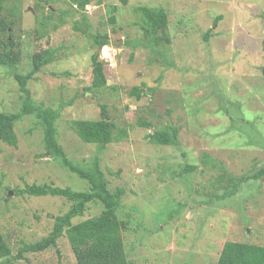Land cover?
<instances>
[{
  "label": "rangeland",
  "instance_id": "374dc122",
  "mask_svg": "<svg viewBox=\"0 0 264 264\" xmlns=\"http://www.w3.org/2000/svg\"><path fill=\"white\" fill-rule=\"evenodd\" d=\"M43 1L4 0L0 23L14 21L15 27L1 32L0 42L10 38L20 60L0 66V112L21 111L23 93L14 76L30 73L35 53L52 51V61L28 82L31 98L52 110L63 106L56 126L68 157L86 167L98 157L110 190L125 191L118 215L131 227L126 241L133 264H217L228 241L264 246V178L244 182L223 201L216 198L223 186L214 182L226 173L252 175L264 165V0H93L85 14L65 0ZM143 6L165 9L169 42L147 46L136 13ZM49 10L54 18L42 29ZM61 11L69 12L61 18L65 24ZM96 34H107L110 44L98 49L89 38ZM93 55L104 63L108 81L98 91L88 90ZM134 88L143 90L140 99L131 94ZM103 105L116 136L127 135L100 149L84 143L71 123L99 120ZM165 124L178 129V147L148 140ZM15 130L17 147L0 143V232L12 257L47 237L54 218L71 208L62 197L14 191L32 184L91 189L49 157L35 116L24 117ZM187 165L196 170L186 175ZM102 209L91 203L73 223ZM57 244L11 264H76L66 237Z\"/></svg>",
  "mask_w": 264,
  "mask_h": 264
},
{
  "label": "trees",
  "instance_id": "16d2710c",
  "mask_svg": "<svg viewBox=\"0 0 264 264\" xmlns=\"http://www.w3.org/2000/svg\"><path fill=\"white\" fill-rule=\"evenodd\" d=\"M51 0H44L50 3ZM61 1V0H59ZM70 9H75L83 14L86 13V7L93 0H65ZM4 0H0V12L3 10ZM42 3V2H41ZM58 13V12H57ZM136 13L140 17L138 25L149 37L147 46H158L164 38L170 41L167 33L169 26V17L165 9L161 7H137ZM68 11H61L58 16L67 17ZM54 18V12L49 10L48 16L40 23L42 29H47L49 21ZM84 21L86 17L83 18ZM112 20V19H111ZM219 20V18H218ZM61 24H65L61 19ZM216 25V23H215ZM9 27H15L14 21L4 20L0 23V33H9ZM57 26L54 30H57ZM86 33V32H84ZM208 35L204 36V40L208 41ZM89 38L97 46L102 49L110 44V38L107 34H96ZM15 43L6 38L0 42V66H15L19 63L20 55L15 51ZM53 53L50 50H44L35 53L32 56V69L29 74H16L15 80L19 85L20 91L23 93V106L19 113L5 114L0 112V143L11 147L18 146V136L15 130L16 123L26 116L33 115L38 120L44 131V147L45 151L52 159L56 160L62 168L70 171L82 180L89 182L91 189L88 192H76L70 188H61L55 185H26L22 190L14 191L15 195L30 197H62L71 203L70 210L60 216L54 218L53 228L50 234L42 240L33 244H24L18 251L16 256L12 257V250L7 243L5 237L0 232V264L5 261L11 264L12 260H24L25 253H41L51 248H57L58 240L66 237L76 264H133L127 251L126 233L130 231L129 222L120 219L118 212L122 206V200L125 195L123 189H116L114 192L110 190L109 183L106 180L105 173L101 169L100 160L96 157L89 167L74 163L67 155L58 141V131L56 123L60 117L63 106L57 110L46 108L44 105L36 104L31 98V92L28 89V82L33 79L34 75L47 66L52 61ZM108 86L105 73V65L99 60V56L92 57V86L89 91H98ZM133 96L140 99L143 90L134 88L131 91ZM71 126L77 136L86 144H94L98 147L105 148L113 142H118L120 138L125 137L127 133L124 131L120 136H116L117 126L108 116L107 107L101 106V117L99 120H76ZM141 127L152 129V125L142 122ZM148 140L156 145L178 147V129L172 125H164L161 130H155L153 134L147 135ZM205 160L214 163L207 155ZM196 170L195 166L187 165L184 169L188 175ZM220 175L214 182L223 186L224 190L220 196L216 198L223 201L233 197L238 188L246 181L260 180L264 178V165L256 170L252 175H246L236 178L228 173ZM226 185L224 187V183ZM91 203H99L103 209L101 213L79 223H73L76 218L82 217ZM156 219H162L156 216ZM169 221V220H168ZM162 224L166 225V222ZM162 226V225H161ZM160 229V226H159ZM3 262V263H5ZM217 264H264V246L255 243H241L228 241L225 243Z\"/></svg>",
  "mask_w": 264,
  "mask_h": 264
},
{
  "label": "water",
  "instance_id": "95a60500",
  "mask_svg": "<svg viewBox=\"0 0 264 264\" xmlns=\"http://www.w3.org/2000/svg\"><path fill=\"white\" fill-rule=\"evenodd\" d=\"M264 74V73H263Z\"/></svg>",
  "mask_w": 264,
  "mask_h": 264
}]
</instances>
